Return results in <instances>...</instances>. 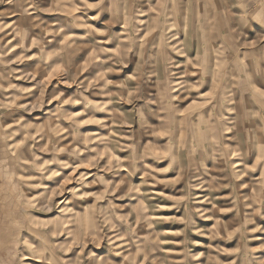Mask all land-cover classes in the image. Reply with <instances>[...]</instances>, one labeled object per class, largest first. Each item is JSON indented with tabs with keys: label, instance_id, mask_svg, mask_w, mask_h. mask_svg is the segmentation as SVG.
I'll use <instances>...</instances> for the list:
<instances>
[{
	"label": "rangeland",
	"instance_id": "rangeland-1",
	"mask_svg": "<svg viewBox=\"0 0 264 264\" xmlns=\"http://www.w3.org/2000/svg\"><path fill=\"white\" fill-rule=\"evenodd\" d=\"M187 6L0 0V264H264V98Z\"/></svg>",
	"mask_w": 264,
	"mask_h": 264
},
{
	"label": "crops",
	"instance_id": "crops-1",
	"mask_svg": "<svg viewBox=\"0 0 264 264\" xmlns=\"http://www.w3.org/2000/svg\"><path fill=\"white\" fill-rule=\"evenodd\" d=\"M179 3L185 7L188 4L187 11H184L185 15H175L174 20H188L189 27L185 31L180 27L175 35H220L231 37L237 46L234 51L230 42L229 52H237L238 55L234 57L236 60L232 63L231 71L225 75L222 93L227 92L231 99H247L248 96L252 99L264 98V89H261L264 66L247 59V55L253 57L264 51V8L256 0H179ZM239 51H242L240 56ZM241 84L247 85L242 87ZM240 142L243 149H248L241 139ZM241 156L242 160H246L244 150Z\"/></svg>",
	"mask_w": 264,
	"mask_h": 264
}]
</instances>
